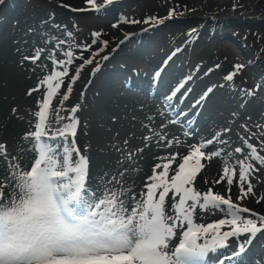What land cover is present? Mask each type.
Returning <instances> with one entry per match:
<instances>
[{"label": "bare ground", "instance_id": "obj_1", "mask_svg": "<svg viewBox=\"0 0 264 264\" xmlns=\"http://www.w3.org/2000/svg\"><path fill=\"white\" fill-rule=\"evenodd\" d=\"M54 1L49 0L51 3ZM71 1L77 4L82 0ZM38 15L29 14L25 5L13 0L0 5V18H4L0 19V83H5V89L3 91L1 89L0 93V144H4L7 148V156H0V183L5 185V191L10 190L7 186L12 179V173L17 171L12 166L18 165L19 169L26 170L32 162L31 150L35 141L26 139L25 136L35 131L38 120L35 112L39 110L38 101H42V93L49 90L48 85H41L40 91L33 92L32 95L27 93L30 89L37 87L46 76L66 69L67 76L61 78L63 84L60 89H53L56 92L53 99H56L60 93L68 95L64 111L68 117L60 122L52 123L48 132L55 134L57 128H63L66 124H71L73 120L77 122L74 129L75 137H63L64 142L60 140L55 146L56 154L63 155L65 148H71V141L74 139L80 153L88 158V184L93 191L98 190L97 195L103 193L105 189L122 190L127 194L126 203H134L128 197L133 195L137 199L143 197L147 191L145 183H152L148 181V177L152 175L155 165L167 163L164 158L175 154L176 161L171 164V169H175L182 162V157L189 154L190 146L206 144L207 141L212 140L214 142L207 144L203 149L207 155L200 159L203 168L194 178L195 190L206 193L211 189L214 194L225 198L230 197L231 201L240 208L251 210L249 213L242 212V217H246L245 214H251L254 208L264 203V182L259 186L253 184L256 175L258 180L264 179L261 167L253 160H249V155L251 156L249 151L243 150L238 142L230 138L229 128L219 115V111H223L222 108L213 109L209 106L210 109L207 104L205 105L212 97V90L207 93L205 99H201L206 93L200 94L190 88L189 80L184 84L181 81L173 82L177 78V67L172 66L171 63L160 67L155 54L143 53L141 50L134 52L136 56L142 57L147 66H150L147 69L152 67L151 69L139 74H130L122 60L113 63L116 65L112 64L115 57V53H112L107 60L99 59L84 79L82 77L76 79V84L70 86L69 79L74 75L70 68L75 66V63L61 67L54 64L53 59L47 58L46 54L40 50H51L55 53L57 61H64L65 53L75 46V41L81 38L76 36L75 41L60 42L59 29L55 26L56 24L54 25L55 21L52 22ZM50 35L58 40H54L55 38ZM105 36L117 46L114 52H117V49L126 42L123 37L117 38L113 32ZM72 41H74L73 44ZM37 51H40L39 60L33 62L24 59L26 56H34ZM108 63L111 66L102 68V65ZM55 82L49 81L51 84ZM117 86L121 96L127 98L128 103L118 101L109 94L110 89ZM69 87L70 93L67 92ZM178 88L179 91H175ZM222 97H225L224 94ZM10 104L18 106V115L9 111ZM183 104L185 106L182 108V116L175 119L174 115ZM162 105L173 108L174 112L167 113L166 108H161ZM73 108L76 109L75 112L72 111ZM188 112L191 116L187 115ZM102 137L109 138L111 141L106 143V139ZM236 148H241L242 151L238 153L235 151ZM213 152H219L220 155L211 156ZM198 158H194L189 163L185 169L186 173L196 170L195 159ZM241 160L246 163L251 162L259 170L249 176L253 192L243 199H237L241 196L238 184ZM225 167L229 168L228 176L232 175L231 169H236L232 185L227 184L226 178L221 183H215L225 176ZM171 169L168 173L169 178L173 175ZM156 171L162 172L163 168H157ZM167 203H172L170 198L167 199ZM168 214L174 216L175 212L168 208ZM221 218H225L223 207L219 209L197 207L192 213L194 224H210ZM182 229L177 228L176 231L180 232ZM226 230L229 228L225 227L221 229V232ZM210 235L211 230L210 234H200L198 242L204 243L209 240ZM245 236L229 238L226 247L210 252L198 264H208L210 260L212 262V259L222 254L226 248L240 249L238 245L243 243L242 239ZM261 254L263 252L257 251L254 244H245L240 255L222 264H264V257Z\"/></svg>", "mask_w": 264, "mask_h": 264}, {"label": "snow or ice", "instance_id": "obj_2", "mask_svg": "<svg viewBox=\"0 0 264 264\" xmlns=\"http://www.w3.org/2000/svg\"><path fill=\"white\" fill-rule=\"evenodd\" d=\"M93 36H99V33H93ZM93 43H96L95 39ZM40 51L24 59L35 62L40 59ZM65 55L67 60L54 59L53 63L61 67L71 64L72 53L66 52ZM85 63L90 64L92 60ZM78 75L71 79L74 81ZM65 76L66 69L56 71L27 93L32 95L40 91L41 85H48L49 90L42 93L43 99L38 101L35 131L25 136L35 141L31 150L32 162L26 170L19 169L18 165L12 166L17 171L12 173L7 186L10 190L5 191V185L0 183V264H198L210 252L226 247L229 238L247 234L248 239L238 245L243 250L245 244H251L258 233L264 232V215L251 213L255 219L242 217V212L251 210L240 208L230 197L214 194L211 189L206 193L195 190L194 178L203 168L200 159L207 155L203 149L213 143L212 140L190 146L189 154L182 157L175 169H171V164L176 161L175 154L164 158L167 163L155 165L148 177L152 183H145L147 191L143 197H128L134 203H126L127 194L122 190L105 189L97 195L98 190L93 191L88 184V158L80 153L75 140L71 141V148H65L64 154L58 156L42 139L50 135L51 124L62 119L57 115L50 121L48 110L56 94L53 89H60L61 78ZM227 79L231 80L232 76ZM49 81L56 82L51 84ZM175 91L178 92L179 88ZM67 92H71L70 87ZM68 98L67 94L63 96V100ZM76 123L73 120L71 124L57 128L51 138H74ZM235 151L239 153L242 149L236 148ZM217 155L220 153H211V156ZM0 156H7L4 144H0ZM196 157H199L195 159L196 170L186 173V167ZM251 158L264 165V156H260L255 148H251ZM239 163L241 196L237 199H243L253 192L249 176L259 169L244 160ZM157 168H163V171L157 173ZM170 169L173 175L169 178ZM231 171L232 175L228 176L229 168L225 167V176L215 183L226 178L227 184L232 185L236 169ZM168 198L171 204L167 203ZM197 207H223L225 218L207 225L194 224L192 213ZM168 208L175 212L174 216L168 214ZM225 227L229 230L221 232ZM177 228L185 230L177 232ZM210 230L209 240L199 243V235L208 234Z\"/></svg>", "mask_w": 264, "mask_h": 264}, {"label": "rangeland", "instance_id": "obj_3", "mask_svg": "<svg viewBox=\"0 0 264 264\" xmlns=\"http://www.w3.org/2000/svg\"><path fill=\"white\" fill-rule=\"evenodd\" d=\"M6 1L9 2V0H2L0 5ZM13 2L25 5L29 14H39L38 17H44L52 20V22L55 21L54 25L56 24L55 26L59 29L60 36L58 38L60 42L74 40L76 36L81 38L77 41L74 40L75 46L67 51L72 53V62L75 63V66L70 68L73 71V77L79 73L77 79L81 77L84 79L99 59H104V57L108 59L112 53H115L112 64L122 60L124 65L127 66L128 73L139 74L152 67L147 69L150 66L143 62L141 56H136L134 51L141 50L143 53L155 54L160 67L171 63L172 66L178 68L177 78L173 82L181 81L184 84L189 80V87L200 94L209 93L208 90L211 89L212 97L208 101L209 103H205V105L207 104L208 107L210 106L213 109H216L215 107L222 108L223 111H219V115L223 119V123L229 128L232 136L230 138L238 142L243 150L249 151V154H251V148H255L260 156H264V95L261 90L253 87L251 80L245 82L235 74L236 68H243L250 71L254 78L261 77L259 69L251 62L249 63L251 53L243 47L236 46L234 37L244 36V27H239L240 25L230 27L225 36L218 39L221 42L220 45H217V40L212 39L213 42L203 44L197 42L192 49L188 50L187 44L189 40L193 39V30L188 29L187 32H179L172 27L184 28L190 25L188 20L194 16L190 15L189 11L196 8L194 0H94L93 3L82 0L77 4L71 0H55L53 3L49 0H13ZM174 2H178L177 6L186 10V15H177L178 12L174 9ZM258 11L255 10L254 12ZM259 12L264 13V10ZM156 20L164 21L155 24ZM132 21H137V23H132ZM147 24L150 26L145 27L144 25ZM233 29L234 31H232ZM112 32L117 38L123 37L126 41L123 46L117 49V52H114L117 46L105 36ZM93 33H99V36L94 37ZM50 36L55 38L54 40H58L55 36ZM94 39L96 43H93ZM74 41L71 43L73 44ZM104 41H107L106 45ZM41 50L47 58L55 59L56 55L51 50ZM67 59L68 56L65 60ZM89 59L92 60V63L86 64L85 61ZM245 61H248L247 65H245ZM109 66H111L110 63L102 65V68ZM229 75L232 76L231 80L227 79ZM75 81L76 79L73 81L70 78V86H74ZM4 85L5 83H0V93L1 89L2 91L5 89ZM117 88L119 86L112 87L109 94L118 101L128 103L127 98L121 96V92ZM222 94L225 97H222ZM64 95L65 93H60L57 96L58 98L52 99L48 110L50 121L54 120L57 115L62 119L55 120V122H60L68 117V114L64 112L68 101L63 100ZM235 99L236 101H233ZM10 105L9 111L18 115V106L15 104ZM184 106L183 104L176 112L175 119L182 116ZM163 107L166 108L167 113L174 112L173 108L170 109L168 106L162 105L161 108ZM10 108L15 109V111ZM187 115L191 116L189 112ZM82 122L86 121L82 120ZM52 134L43 137L44 140H47L43 142L50 145L53 151L56 152L55 146L60 140L64 142V139L57 136L53 140L51 138ZM102 139H106V143L111 141L105 137H102ZM250 159L253 160L249 155ZM253 162L259 165L261 172L264 173V165L256 160H253ZM248 163L252 164L251 162ZM263 182L264 179L260 181L256 175L253 184L259 186ZM252 213L264 215V203H260L253 209ZM245 216L255 219L251 214H245ZM184 230L183 228L180 232ZM245 235L242 239L243 242L248 239L247 234ZM252 241L251 244L256 246L257 251L263 252L261 255L264 257V232L258 233ZM236 248H226L222 254L215 256L212 262L210 260L208 264L214 263L219 257H224L232 252L234 254L237 251Z\"/></svg>", "mask_w": 264, "mask_h": 264}, {"label": "trees", "instance_id": "obj_4", "mask_svg": "<svg viewBox=\"0 0 264 264\" xmlns=\"http://www.w3.org/2000/svg\"><path fill=\"white\" fill-rule=\"evenodd\" d=\"M146 1V0H145ZM196 8L189 11L194 16L189 19V26L184 28L172 27L176 31L193 30L194 36L188 41V50L192 49L197 42L208 43L217 40V45L221 42L219 38L225 36L227 30L235 25L244 27L245 35L234 37L236 46L243 47L251 53V62L261 74L260 78H254L252 73L243 68H236L235 74L245 82L250 81L255 89L261 90L264 95V0H194ZM177 15H186L187 12L182 7L173 3ZM259 10L258 12H254ZM166 20V19H165ZM164 21V20H162ZM156 20L155 24L162 22ZM177 23V21H176ZM145 27L148 25H144ZM234 31V29L232 30ZM234 34V32H232ZM187 50V51H188ZM248 61H245V65Z\"/></svg>", "mask_w": 264, "mask_h": 264}]
</instances>
